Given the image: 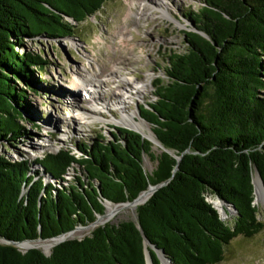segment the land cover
Segmentation results:
<instances>
[{
    "label": "trees",
    "instance_id": "16d2710c",
    "mask_svg": "<svg viewBox=\"0 0 264 264\" xmlns=\"http://www.w3.org/2000/svg\"><path fill=\"white\" fill-rule=\"evenodd\" d=\"M110 1L0 0V264H146L145 239L172 264H220L235 239L264 231L253 185L256 172L264 183V0H203L188 15L194 28L184 33L186 51L169 55L156 100L138 107L160 153L137 131L118 127L110 141L100 135L76 144L78 153L65 148L34 161L3 155L26 135L18 83L31 86L34 70L47 66L25 44L73 37ZM145 157L156 163L151 173ZM75 168L82 171L65 185ZM160 185L136 220L100 225L50 255L18 246L93 224L107 203L133 202ZM208 197L236 207L233 226Z\"/></svg>",
    "mask_w": 264,
    "mask_h": 264
},
{
    "label": "rangeland",
    "instance_id": "374dc122",
    "mask_svg": "<svg viewBox=\"0 0 264 264\" xmlns=\"http://www.w3.org/2000/svg\"><path fill=\"white\" fill-rule=\"evenodd\" d=\"M163 3L168 7L165 12L157 9ZM204 5L203 0H112L78 25L73 37L27 42L25 50L42 53L47 66L42 74L34 70L31 86L18 83L26 92L24 117L20 121L26 135L17 143L3 147V155L12 161H34L44 153L65 148L78 153L76 144L95 140L100 135L110 141L118 127L134 129L152 139L155 152L160 153L162 147L153 127L141 117L138 107L156 100L155 84L165 75L169 55L187 49L184 33L194 28L188 15ZM131 10L138 16L127 17ZM84 78L91 80L97 94L105 99L95 102L90 99L87 93L90 88L81 82ZM125 82L129 83L127 87L123 85ZM119 100L126 104V112L134 115L143 130L132 127V121L122 122L123 111L116 104ZM155 166L145 157L147 172L151 173ZM80 171L81 168L71 169L65 185L74 181ZM208 201L215 208L216 202L222 203L218 197H208ZM255 204L259 219L264 222L263 193L262 197L255 194ZM221 215L228 225H234V215L222 212ZM136 219L137 207L116 213L108 222L118 224ZM100 225L81 226L77 229L79 233L69 238L84 239ZM37 247L51 253L43 246ZM19 248L23 252L29 250L23 244ZM220 264H264V231L252 239H235Z\"/></svg>",
    "mask_w": 264,
    "mask_h": 264
},
{
    "label": "bare ground",
    "instance_id": "6f19581e",
    "mask_svg": "<svg viewBox=\"0 0 264 264\" xmlns=\"http://www.w3.org/2000/svg\"><path fill=\"white\" fill-rule=\"evenodd\" d=\"M136 5V4H135ZM140 6H142V5H140ZM144 8H145V6H143ZM157 9H160V10H162V12H165V11H167L168 10V7H167V5L166 4H160L159 6H158V8ZM142 11H143V8H142ZM132 15H134V16H138V14L137 13H135L133 10H131L130 12H129V14H128V16L127 17H130V16H132ZM81 82L85 85V86H87L88 87V89H89V91H87V93L89 94V98L90 99H92L94 102L95 101H101V99H105V98H103L101 95H99V94H97V92H96V88H95V85L93 84V82L91 81V80H88L87 78H84V79H81ZM123 85L125 86V87H127L128 85H129V83L128 82H125V83H123ZM95 88V89H94ZM94 89V91H92ZM75 92V91H74ZM74 92H73V94H74ZM116 104H117V106H119L120 107V110L121 111H123L122 113H123V121L122 122H128V121H132L133 123V125H132V127H134L135 129H137V130H143V127H142V125L140 124V123H136L135 122V120H134V115H129L127 112H126V110H127V106H126V104L124 103V102H122L121 100H119L118 102H116ZM91 111L93 112V113H95V110H93V109H91ZM131 119V120H130ZM124 125V124H123ZM132 130H134V129H132ZM136 131V130H135ZM256 181L258 182V178L256 177ZM150 195H151V193L150 192H146V193H144L141 197H140V199L138 200V201H136L134 204H131V205H120V206H116V207H114L112 204L110 205V204H107V212H106V214H105V216L104 217H102L98 222H97V224L99 225V224H103V223H106V222H108V221H110V219H111V217H113L116 213H118V212H120V211H122V210H127V209H129V208H136V207H138L139 205H141L142 203H144L145 201H147L149 198H150ZM257 195L258 196H260V197H262V190H261V187L260 186H258L257 185ZM216 200V199H215ZM223 203V202H222ZM222 203H220V202H216L215 203V206L219 209V210H221V212L223 213V214H225V215H227L228 213H229V211H226V210H224V208H223V204ZM225 205V204H224ZM79 231L80 230H76V231H74L72 234H69V235H67V238H73L77 233H79ZM37 243H35V242H26V243H24L23 244V246L24 247H26V249H28V248H30V247H34V246H43L45 249H46V251L47 252H50V251H52V249L54 248V246L59 242V240L57 239V240H48V241H36ZM166 260V259H165ZM165 260L163 261L164 262V264H167V262H165Z\"/></svg>",
    "mask_w": 264,
    "mask_h": 264
},
{
    "label": "water",
    "instance_id": "95a60500",
    "mask_svg": "<svg viewBox=\"0 0 264 264\" xmlns=\"http://www.w3.org/2000/svg\"><path fill=\"white\" fill-rule=\"evenodd\" d=\"M142 135V134H141ZM143 136V135H142ZM144 137V136H143ZM146 138V137H145ZM147 139H149V138H147ZM149 140H151L153 143H154V141L152 140V139H149ZM161 147H162V145H161ZM181 158H179V160H180ZM256 177L258 178V182L256 181V179H255V176L253 177V185H254V193L256 194L257 193V185L258 186H260L261 187V189H262V193H263V197H264V183H263V180H262V178H261V176H260V174L258 173V172H256ZM166 184V183H165ZM165 184H163V185H165ZM163 185H160V186H151V187H149V189L147 190V191H145L144 193H146V192H150L151 193V195H150V197L161 187V186H163ZM144 193H142L135 201H133V202H127V203H124V204H119V205H117V206H120V205H131V204H134L136 201H138L139 199H140V197L144 194ZM149 200V199H148ZM147 200V201H148ZM219 200L221 201V202H223L224 204H225V206H226V208L228 209V211H229V213L231 214V215H234L235 217L238 215V211H237V209H236V207L233 205V204H230V203H228L227 201H225V200H222V199H220L219 198ZM147 201H145L144 203H142V204H145ZM111 204V203H110ZM141 204V205H142ZM107 209V208H106ZM217 211H218V213L220 214V217H221V219L224 221V218H223V216L221 215V212L217 209V208H215ZM105 215H103V216H99L98 218H97V220H96V222H94L93 224H96L99 220H100V218H102V217H104ZM102 225H104V224H102ZM138 227L140 228V225H138ZM77 230V229H76ZM75 231V230H74ZM73 231V232H74ZM72 232H70V233H68V234H66V235H61V236H59V237H57V238H53V240H59V242L56 244V245H58V244H60V243H62V242H64V241H66V240H69L70 238H67V235H69V234H71ZM52 240V239H51ZM24 243H26V242H24ZM24 243H22V244H24ZM19 245H21V244H18V246ZM55 245V246H56ZM148 247H151V248H153L155 251H156V253H157V255H158V257H159V259H160V261H161V264H164V262H163V258H165L166 260H167V262L169 263V264H172V261L166 256V254H165V252L163 251V250H158V249H156L154 246H152L151 245V243L147 240V239H145V255H146V264H153V261H152V258H151V254H150V252H149V250H148ZM31 248H38L37 246H34V247H30V248H28V249H31ZM46 254V253H45ZM51 253H49V254H46V255H50Z\"/></svg>",
    "mask_w": 264,
    "mask_h": 264
}]
</instances>
